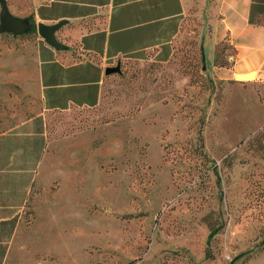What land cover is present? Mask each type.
<instances>
[{"label":"rangeland","instance_id":"374dc122","mask_svg":"<svg viewBox=\"0 0 264 264\" xmlns=\"http://www.w3.org/2000/svg\"><path fill=\"white\" fill-rule=\"evenodd\" d=\"M6 1L27 25L0 28L5 75L29 63L20 44L34 36L31 0ZM206 17L188 15L165 56L148 50L117 60L95 105L47 115L46 134L62 138L53 144L62 142L68 157L9 209L17 230L3 255L0 244V264H264V107L246 101L247 87L208 71L216 25ZM222 34L216 65L233 53ZM15 87L9 99L0 88V130L12 126L6 118L24 117L11 114ZM35 144L16 138L0 152L11 198L35 172L22 173L35 167Z\"/></svg>","mask_w":264,"mask_h":264},{"label":"crops","instance_id":"0c3cea01","mask_svg":"<svg viewBox=\"0 0 264 264\" xmlns=\"http://www.w3.org/2000/svg\"><path fill=\"white\" fill-rule=\"evenodd\" d=\"M28 10L27 15L32 16L35 24L34 36L20 45L21 53L28 54L30 61L22 63L21 70L7 68L6 75L0 68V88L6 90L8 99L12 98L9 92L12 84L18 86L15 88L20 94L19 108L14 107L17 110L13 108L11 114L24 117L16 123L6 118V126H10L9 123L12 126L0 130V152L6 141L26 138L36 141L37 154L35 167L22 171L23 174L35 172H29L17 187L16 198L5 192L10 188L3 184L5 180L1 176L8 172L4 166L0 167L2 255L17 230L16 211L9 209L23 205L26 187L33 180L40 182L45 168L57 166L59 157H68V152L62 153V142L53 144L62 138H48L47 115L54 110L95 105L107 75L105 68L117 60L142 55L148 50L162 56L168 54L192 12H204L208 21L216 25L214 53L207 65L210 74L224 78L229 84L247 87L253 98L246 101L264 107V0H31ZM38 22L60 23L53 32L57 46L38 33ZM221 32L233 49L226 65L214 64L216 39ZM17 55L16 60H19L20 55ZM236 73L253 75L235 79ZM32 98L36 106L28 105V108L25 100ZM32 108L34 111L29 113L27 110ZM30 147L24 144L23 148ZM12 151V147L7 148L8 157L13 155ZM49 173L54 174V171Z\"/></svg>","mask_w":264,"mask_h":264},{"label":"water","instance_id":"95a60500","mask_svg":"<svg viewBox=\"0 0 264 264\" xmlns=\"http://www.w3.org/2000/svg\"><path fill=\"white\" fill-rule=\"evenodd\" d=\"M25 19L14 15L8 7L6 0H0V28L4 30H9L12 32H21L25 29L27 23L24 21ZM60 25L59 22H54L50 24H44L42 22L37 23V31L40 35L44 37V39L52 44V45H58L55 37H54V30ZM117 69V66H107L105 68V72H109L112 70ZM236 77L238 78H249L252 76V73L247 74H241L236 73Z\"/></svg>","mask_w":264,"mask_h":264},{"label":"trees","instance_id":"16d2710c","mask_svg":"<svg viewBox=\"0 0 264 264\" xmlns=\"http://www.w3.org/2000/svg\"><path fill=\"white\" fill-rule=\"evenodd\" d=\"M28 18L32 20V16L29 15ZM35 30V24H32V31ZM216 232L215 228H212L208 233V238H210Z\"/></svg>","mask_w":264,"mask_h":264},{"label":"bare ground","instance_id":"6f19581e","mask_svg":"<svg viewBox=\"0 0 264 264\" xmlns=\"http://www.w3.org/2000/svg\"><path fill=\"white\" fill-rule=\"evenodd\" d=\"M253 75V74H252Z\"/></svg>","mask_w":264,"mask_h":264}]
</instances>
